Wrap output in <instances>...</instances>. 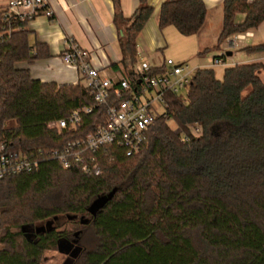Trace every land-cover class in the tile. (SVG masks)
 Returning a JSON list of instances; mask_svg holds the SVG:
<instances>
[{"label":"trees","instance_id":"1","mask_svg":"<svg viewBox=\"0 0 264 264\" xmlns=\"http://www.w3.org/2000/svg\"><path fill=\"white\" fill-rule=\"evenodd\" d=\"M114 5L117 66L132 79L137 38L153 9L140 0L123 17L118 0ZM3 8L0 141L12 149H51L105 124V109L94 106L88 87L31 75L30 64L48 55L46 45L30 42L27 20L5 23ZM205 19L202 0H164L158 25L189 36ZM263 21L264 0H224L218 44ZM244 50L264 53V43ZM263 70L260 62L239 63L218 79L213 68L197 67L184 93H166L165 115L148 126L138 154L113 145L96 153L98 175L46 159L34 171L0 178V264H41L59 238L71 239L68 223L79 227L72 233L78 245L63 264H264ZM87 105L94 109L76 133L48 126ZM112 189L90 215L89 204ZM48 218L54 229L34 234L33 224Z\"/></svg>","mask_w":264,"mask_h":264},{"label":"built area","instance_id":"2","mask_svg":"<svg viewBox=\"0 0 264 264\" xmlns=\"http://www.w3.org/2000/svg\"><path fill=\"white\" fill-rule=\"evenodd\" d=\"M40 12L51 15L47 0H7L2 20L7 24L13 20H29ZM248 34L246 31L227 37L220 54L211 59L212 65L224 63L226 50L239 47ZM60 57L83 79L94 106L105 109V124L51 149H12L5 140H1L0 178L34 171L46 159H54L66 169L75 168L87 175H98L101 169L95 155L101 148L113 145L127 156L138 154L143 149L148 126L160 115H165L166 93L178 94L187 89L197 68L169 58L157 66L138 58L133 65L132 79L124 75L108 77L94 66L92 52L81 48L70 38L64 41ZM94 106L74 109L67 116L49 122L48 126L76 133ZM193 133L198 134L199 129L194 128Z\"/></svg>","mask_w":264,"mask_h":264},{"label":"crops","instance_id":"3","mask_svg":"<svg viewBox=\"0 0 264 264\" xmlns=\"http://www.w3.org/2000/svg\"><path fill=\"white\" fill-rule=\"evenodd\" d=\"M7 0H0L3 7ZM164 0H147L152 7V14L137 38V59L142 58L153 65H161L165 57L159 51L167 47L170 37L180 34L175 27L159 28L158 18L160 6ZM206 7V19L200 32L194 36L197 39V54L204 56L209 49L220 51L225 47L226 39L218 44L223 21L224 0H202ZM251 1V0H249ZM140 0H118L123 17H131L139 5ZM47 7L51 11L48 16L43 12L26 21L31 43L37 41L46 45L47 56L36 59L29 69L33 77L43 82L54 81L58 84L81 83L83 79L78 72L62 61L61 49L66 39H72L81 48L92 52V62L104 75L108 77L123 76L117 66L121 59L119 33L114 24V0H47ZM243 15L237 16L241 22ZM249 34L237 48H230V55L225 60L229 65L239 63L260 62L264 66V53L247 52V46L264 43V21L256 28L248 30ZM215 54L211 57L213 58ZM185 56H183L184 58ZM178 58V57H177ZM182 59V56L179 57ZM198 67H209L202 64ZM264 82V70L260 73Z\"/></svg>","mask_w":264,"mask_h":264},{"label":"rangeland","instance_id":"4","mask_svg":"<svg viewBox=\"0 0 264 264\" xmlns=\"http://www.w3.org/2000/svg\"><path fill=\"white\" fill-rule=\"evenodd\" d=\"M168 42L169 43L167 47L163 48L162 52L159 51L161 54H163L165 59L169 58V59L174 60L175 62H186L191 67H198L202 64H208L209 67L213 68L214 74L218 79L223 78L224 69L226 66H229V64H227L229 59L227 61L225 60L224 63L218 64V65H212V61H211L212 59L211 56L213 54H215V56H218L220 54L219 53L220 51H216L215 49L211 48L204 56L198 55L197 54L198 42L194 36H181L179 34H176V37L175 38L170 37ZM181 56H182V59H179V57ZM183 56L185 57L183 58ZM184 92L185 90L181 91V93H184ZM168 122L173 129H176V125L173 122V120L169 119ZM76 220L78 221V219ZM65 227L67 229H71L70 238L72 237L75 238V236L72 235V233L78 230L79 227L75 228L70 223H68ZM76 244H77V241H76ZM68 255L69 254H64V253L58 252L57 250L46 251L41 264H63V262L68 257Z\"/></svg>","mask_w":264,"mask_h":264},{"label":"water","instance_id":"5","mask_svg":"<svg viewBox=\"0 0 264 264\" xmlns=\"http://www.w3.org/2000/svg\"><path fill=\"white\" fill-rule=\"evenodd\" d=\"M227 55H230V51L227 52ZM113 195H114V189H112L107 194H103L96 197L87 207V212L90 215L95 216L96 213L112 198ZM54 227H55L54 220L52 218H48L45 220H40L35 222L33 224V231L34 234L41 235L53 230ZM76 235L77 232L74 233V236ZM75 242H76L75 239L70 241L65 237L59 238L57 241V251L64 254L73 255L77 250V247L76 246L74 247Z\"/></svg>","mask_w":264,"mask_h":264},{"label":"flooded vegetation","instance_id":"6","mask_svg":"<svg viewBox=\"0 0 264 264\" xmlns=\"http://www.w3.org/2000/svg\"><path fill=\"white\" fill-rule=\"evenodd\" d=\"M73 239H75V238H71V239H69V240L72 241ZM75 246H77V245H76V242L74 243V247H75Z\"/></svg>","mask_w":264,"mask_h":264}]
</instances>
